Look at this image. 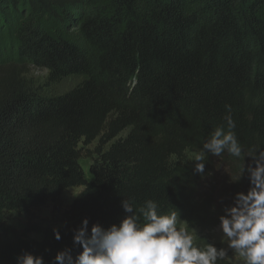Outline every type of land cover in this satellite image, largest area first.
I'll return each instance as SVG.
<instances>
[{
    "label": "trees",
    "instance_id": "trees-1",
    "mask_svg": "<svg viewBox=\"0 0 264 264\" xmlns=\"http://www.w3.org/2000/svg\"><path fill=\"white\" fill-rule=\"evenodd\" d=\"M3 32L21 68L0 70V264L25 251L45 264L65 248L75 256L74 230L85 218L89 232L119 224L122 199L155 200L189 230L213 231L224 212L202 184L217 163L230 176L227 205L249 189L247 176L232 182L248 158L206 154L204 175L186 161L226 124L225 105L245 153L264 149V0H0ZM23 66L47 70L50 85L82 81L44 96ZM96 139L109 146L88 157L87 181L78 146ZM70 188L82 190L40 241L6 221Z\"/></svg>",
    "mask_w": 264,
    "mask_h": 264
},
{
    "label": "clouds",
    "instance_id": "clouds-1",
    "mask_svg": "<svg viewBox=\"0 0 264 264\" xmlns=\"http://www.w3.org/2000/svg\"><path fill=\"white\" fill-rule=\"evenodd\" d=\"M225 109L226 124L216 127L202 150L186 161L195 162V172L204 175L206 154L220 157L227 152L249 160L236 181H232L239 182L247 176L249 189L246 193L237 192L232 206L225 207L219 216L217 230L225 247H217L212 241L198 246V231H190L178 211L161 214L155 200H146L137 208L134 201L122 199L126 215L119 224L104 228L96 223L89 232L85 218L73 235V244L82 250L75 256L70 248L60 250L53 264H218L230 253L242 258V264H264V149L245 153L234 131L231 106L225 105ZM54 235L61 239L58 230H54ZM16 264L45 262L42 256L25 251L16 257Z\"/></svg>",
    "mask_w": 264,
    "mask_h": 264
},
{
    "label": "rangeland",
    "instance_id": "rangeland-1",
    "mask_svg": "<svg viewBox=\"0 0 264 264\" xmlns=\"http://www.w3.org/2000/svg\"><path fill=\"white\" fill-rule=\"evenodd\" d=\"M5 34L6 33L3 32V35L0 36V41L3 44V49H0V70H9V67L13 65L21 68V64L14 63L12 58L13 52L6 40L8 34ZM20 78L24 80L28 86L32 87L34 90H38V92L44 96L67 92L82 81V78L79 76H71L64 79L59 84L50 85L48 82L47 70L32 66H23ZM127 133L128 130L120 134L119 138L125 137ZM108 146L109 143L104 145L99 139H96L86 146L79 144L78 148L81 154L79 164L87 181L91 179L88 170L91 159L88 157L92 156V158H96V153L101 150H106ZM230 184V176L227 169L223 165L217 163L213 172L203 181L202 193L211 199L215 208H218V210L221 209L224 212L225 207L232 206L233 204L230 203L227 205ZM81 190L82 188H70L66 190L56 202V205L48 202L42 207L31 208L23 214L7 213L5 216L6 221L19 233H24L28 239L40 241L45 231L50 228L60 227L63 224V213L68 209L71 202ZM221 200L223 201L222 203ZM217 229L218 226L213 231L202 232L197 230L199 234L198 238H204L207 243L212 241L219 247H225L226 244L222 240L221 234ZM225 261L229 264H242V258L235 253H230L225 258Z\"/></svg>",
    "mask_w": 264,
    "mask_h": 264
}]
</instances>
